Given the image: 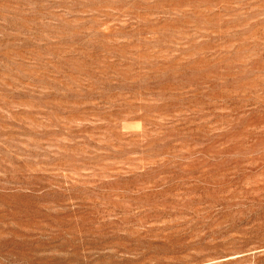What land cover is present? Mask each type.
Wrapping results in <instances>:
<instances>
[{"label":"rangeland","instance_id":"rangeland-1","mask_svg":"<svg viewBox=\"0 0 264 264\" xmlns=\"http://www.w3.org/2000/svg\"><path fill=\"white\" fill-rule=\"evenodd\" d=\"M0 264H264V0H0Z\"/></svg>","mask_w":264,"mask_h":264}]
</instances>
